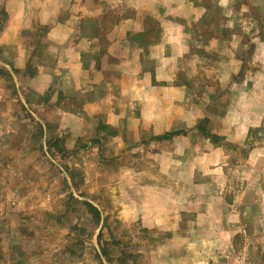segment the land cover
Returning a JSON list of instances; mask_svg holds the SVG:
<instances>
[{
  "label": "rangeland",
  "instance_id": "1",
  "mask_svg": "<svg viewBox=\"0 0 264 264\" xmlns=\"http://www.w3.org/2000/svg\"><path fill=\"white\" fill-rule=\"evenodd\" d=\"M74 1L0 0V264H264V159L248 161L264 136L233 134L263 111L247 38L261 13L252 25L208 0L207 17L178 23L154 1L170 23L145 13L142 43L178 23L188 51L170 46L137 88L107 51L137 10L90 0L52 33ZM92 31L99 54L75 75Z\"/></svg>",
  "mask_w": 264,
  "mask_h": 264
},
{
  "label": "crops",
  "instance_id": "2",
  "mask_svg": "<svg viewBox=\"0 0 264 264\" xmlns=\"http://www.w3.org/2000/svg\"><path fill=\"white\" fill-rule=\"evenodd\" d=\"M110 1L103 0L100 3L102 4L103 2L105 6L106 5L110 6L111 5ZM117 1L120 4L121 3L124 4L126 8H134L135 10H137V16L135 17V19L126 20V24L130 23V27L134 26L135 29L129 31L131 32V34L128 35L127 34L128 32L127 33L125 32L124 36L120 37L115 42H111L107 48L108 49L107 51L109 55L113 57V59H115V61L117 62L116 64L120 69L123 70L124 68L125 69L127 68V72H128V69L135 68V69H131L130 74L123 73L122 78L126 81H129V79L132 80L131 82H134V85L137 88L144 87L145 86L144 80L147 78L148 79L151 78V73H152L151 71L152 68L154 67L151 61L155 60L154 62L157 64L158 67H161V65H165L168 63L170 64L172 63V61H174L170 58L169 55L168 49L170 46L173 47L176 46L180 54H184L186 51H188L187 45L189 44L188 43L189 36L185 34V27L178 23H181V20H185L187 22L195 24L197 21H200L201 17H207L208 9L212 6L211 2H208V0H174L173 3L172 0H160L161 5L165 4L167 6L178 7L177 9L179 10L180 13H176L174 16L172 15L173 16L172 19L173 20L176 19L178 23H173L170 26L166 25L165 28H163L164 32L159 31L155 34V35H161L159 43L157 42L156 44L150 45L149 42L148 43L146 42L148 44L146 46L144 43H142L141 41L142 38L140 35V34L144 35L145 32L143 29L144 27L142 25L144 15L150 14L151 17H153V19H157V21H160V23L162 22V24L164 25L170 23L167 22V18H163L160 15H156L157 12L154 11L155 9L153 7H151V4L154 1H158V0H117ZM239 1L240 0H215V2L213 3L216 6V8H219L221 11H224V8L229 7L227 9V12H229V14H234V13L237 14L236 11L238 10L237 8L239 6H242L243 8L246 9L245 11L242 9L241 11L242 13L243 12L245 13L243 14V16L244 17L246 16L248 18V24H252V25L257 23L256 20L253 19L254 16L253 15L251 16L252 14L251 9L255 7L258 10V12L261 13L260 14L261 17L259 18V23L264 24V0H242L243 4L239 3ZM72 5H73L72 14L69 17L63 19L62 23H60V21H56L59 23L57 24V27H55V29L52 30V33L55 31L56 32L62 31V28L64 29L67 28L70 23L79 20L80 16L85 15V11L89 12L91 8H95L94 1L91 2L90 0L83 1L82 3H78V4L75 3L74 1ZM170 11L171 13H175L172 10ZM80 12L82 14L78 16ZM169 13L170 12L168 11L166 15H169ZM250 16L253 18H251ZM87 18H90V16H88ZM169 28H171V30L176 34H179V36H175L171 34ZM249 29L247 30L252 31V33L248 34L247 38L252 39L254 43L258 42L255 48L254 56L255 59L258 61V63H256L255 66L259 68V73H257L256 76L254 75V77L252 76L251 78V84H253V87L254 84L255 87H257L260 85V82L262 81L261 79H264V32L262 31L258 32V30L256 31L254 27L251 28L249 27ZM94 31L96 32V27L94 28ZM94 31H92L91 35L89 33L83 35L82 32L80 36L81 38H86L88 42L91 43V46H88L87 49L79 47L78 50L72 51L74 55L76 54V57H81V59L83 58L84 59L83 61L86 62L84 63L85 66H83V68L81 67L82 68L81 70L78 71L75 70L76 71L75 75L79 73L78 75L83 76L85 70H89V71L92 70L91 69L92 65L89 63L93 61V57L99 54L98 45L96 46L97 41H95L97 39L96 37L97 35ZM71 33L72 36L75 34L74 31H71ZM126 34L128 35L127 37H125ZM80 37L79 35H77L76 38H80ZM144 39H148V36H144ZM239 39L242 38L240 37ZM131 40H133L134 42H131ZM234 48H236V46H234ZM235 53L239 54V52H236L235 49H233V55H235ZM172 54L174 53L172 52ZM87 63L89 65H87ZM158 67L156 68L154 67V70L156 71L160 69ZM122 70L120 72H122ZM60 71L63 72L64 70L60 69ZM234 72L236 71L234 70ZM150 101L155 102L156 99L153 97L150 99ZM243 118L247 120L246 122H244L246 125L243 124V126H241L242 127L241 129L243 130L236 131L237 133H233V134L241 133V134H245L246 136L247 135L254 136L257 133H259L264 136V106L262 112L256 111L253 114H248V116H243ZM218 133L225 134L227 133V131L221 129L220 132ZM250 143H252V141H250ZM261 157H263L264 159V139L263 142H261L259 145L253 146L251 149H249L248 161L250 164H252L253 162L255 163L258 159H262Z\"/></svg>",
  "mask_w": 264,
  "mask_h": 264
},
{
  "label": "trees",
  "instance_id": "3",
  "mask_svg": "<svg viewBox=\"0 0 264 264\" xmlns=\"http://www.w3.org/2000/svg\"><path fill=\"white\" fill-rule=\"evenodd\" d=\"M174 134V133H173Z\"/></svg>",
  "mask_w": 264,
  "mask_h": 264
}]
</instances>
